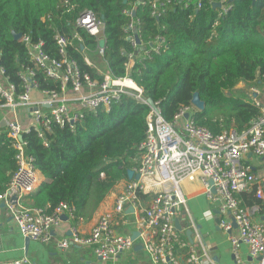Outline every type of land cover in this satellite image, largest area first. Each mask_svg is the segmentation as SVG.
<instances>
[{"label": "built area", "instance_id": "2783aa9c", "mask_svg": "<svg viewBox=\"0 0 264 264\" xmlns=\"http://www.w3.org/2000/svg\"><path fill=\"white\" fill-rule=\"evenodd\" d=\"M208 1L219 10V15L230 9L229 0ZM217 3L220 7H215ZM147 5L150 6V16L159 19L171 7L178 5L183 8L192 5L199 10L203 0H133L129 8L123 9L121 12L128 16L123 33L130 45V50L121 49L125 56L123 76L115 77L107 68L104 60L105 24L91 9L81 10L74 20L68 22V33L55 30L56 57L43 48L41 40L33 41L29 35L20 36L19 40L32 63V66L21 64L19 67L20 91L9 81L0 65V108L7 112L23 108L29 117L24 123L17 118H2L0 121V134L4 133L10 139L16 163L7 188L0 193V203L5 205L23 237L47 242L61 216L65 214L73 218L75 211L65 202H60L51 212L23 203V197L33 192L44 179L34 166L33 158L26 153L23 135L33 131L46 145L44 132L49 131L52 123L68 125L72 129L85 112H94L99 107L108 110L122 95L148 105L142 87L133 76L141 75L146 62L168 49V44L160 33L147 40L142 37L141 21L135 9ZM64 6L67 11L73 7L68 6L67 1H64ZM80 31L95 37L97 46L94 51L85 45ZM100 39L105 41L103 47L98 45ZM70 48L78 51L85 63L92 67L88 53L96 54L103 63L104 71L98 72L104 79L99 81L82 72L69 54ZM37 69L42 71L44 78L57 83V89L41 88ZM251 94L260 114L242 131L231 128L218 134L195 123L192 105H182L173 122H167L154 103L155 109L149 107L145 138L139 145L142 156L139 165L133 169L139 179L132 178L125 183L115 198L113 208L98 217L89 233L83 235L71 227L69 239L61 240L59 246L67 247L69 243L88 246L97 257L114 259L134 246L131 236L117 234L114 228V224L124 223V215L130 209L138 215L135 231L150 264H215L202 247L201 253H196L175 226L177 213L187 209L181 182L198 179L205 196L211 204H216L218 225L228 234L236 263L247 264L238 256L239 247L244 244L250 256L256 258V264H264V220H257L261 205H247L237 197L254 189L255 197L264 201V162L258 167L251 163L253 157L258 160L264 158V105L256 97L258 92ZM19 136L23 139L20 140ZM211 188H214V193ZM142 195H148L145 204ZM189 227L195 231V240L199 241L193 221ZM233 227L238 231L237 236L230 234ZM4 264L37 263L21 256Z\"/></svg>", "mask_w": 264, "mask_h": 264}, {"label": "trees", "instance_id": "16d2710c", "mask_svg": "<svg viewBox=\"0 0 264 264\" xmlns=\"http://www.w3.org/2000/svg\"><path fill=\"white\" fill-rule=\"evenodd\" d=\"M73 6L70 11L64 6ZM230 1V0H229ZM133 0H0V65L9 81L20 91L18 70L32 66L26 48L12 32L41 40L53 57L57 48L55 30L68 33V22L84 9L93 10L104 21L107 68L115 77L123 76L125 56L130 50L123 27L128 16L122 13ZM230 9L219 15L208 0L196 10L192 5L171 7L159 19L150 16V6H138L142 37L165 36L168 49L146 62L141 75L134 74L143 95L156 103L167 122L182 105H191L197 92L204 103L193 107L196 124L218 134L223 130L242 131L259 114L253 94H241L235 86L262 85L264 82V0H232ZM85 45L94 51L95 37L80 31ZM82 72L99 81L97 69L88 66L82 55L70 48ZM41 88L57 89L58 84L44 78L37 69ZM149 106L122 95L108 110L99 107L85 112L73 128L52 123L43 139L30 131L24 134L25 150L44 181L29 195L30 205L51 212L60 202L74 208V216L91 215L127 171L139 165L145 138ZM14 149L9 138L0 134V193L8 186L16 169ZM244 204L259 203L254 189L239 194ZM146 198V195H142Z\"/></svg>", "mask_w": 264, "mask_h": 264}, {"label": "crops", "instance_id": "0c3cea01", "mask_svg": "<svg viewBox=\"0 0 264 264\" xmlns=\"http://www.w3.org/2000/svg\"><path fill=\"white\" fill-rule=\"evenodd\" d=\"M36 96L34 95V97ZM256 97L258 99V95ZM2 118L6 120L17 118L23 123L29 119L28 113L23 108H18V110L12 112H7L4 108H0V121ZM251 163L254 167H258L261 165V160L255 159ZM128 180H122L117 183L91 215L74 216L73 218L65 214L62 215L60 222L53 227L50 239L47 242L23 237L19 233L5 205L1 202L0 264L21 256H27L37 264H150L146 253L141 248L138 236L134 239L132 249L121 252L114 259L109 260L97 257L88 246H76L71 243L67 247L59 246L61 240L64 238L69 239L71 227L76 228L83 235L89 233L98 217L103 212L113 208L116 196L123 190ZM146 184H149V182L146 181ZM181 187L187 202V209L180 211L176 215V220L179 221L181 227V237L185 238L198 254L201 253L202 247L215 264H237L231 252L228 234L218 225L219 215L216 204H211L205 196L201 182L198 179L192 181L185 179L181 182ZM30 194L31 192L23 197L25 205H30L28 198ZM237 197L241 199L240 195H237ZM142 200L145 204L148 200V195H146V198H142ZM259 203L261 211L257 215V220H264V201H259ZM137 216L132 210H129L127 215H124L123 224H114L115 232L132 237L136 233L135 220ZM190 221L194 222L195 229L200 236L199 241L195 240V231L189 227ZM186 230H191V242L187 238ZM230 234L234 236L238 235L236 227L232 228ZM238 256L247 264H256V258L250 256L247 246L244 244L240 245Z\"/></svg>", "mask_w": 264, "mask_h": 264}, {"label": "water", "instance_id": "95a60500", "mask_svg": "<svg viewBox=\"0 0 264 264\" xmlns=\"http://www.w3.org/2000/svg\"><path fill=\"white\" fill-rule=\"evenodd\" d=\"M232 1V0H230ZM215 7H220L219 3L215 4ZM135 12H133V15H134ZM13 34V37L14 39H19L21 34L20 33H15V32H12ZM98 45L99 47H103L105 45V41L103 39H100L98 41ZM191 105L196 108L197 110H202L204 108V103L203 101H201V99L199 98V95L197 92L193 93L192 97H191ZM147 103H148V106L151 108V109H155V105L154 103L148 99L147 100ZM187 116V114H185V117ZM19 139L22 140L23 137L22 136H19ZM261 161H264V158H261L260 159ZM127 176H128V179H135V180H138L139 179V175L138 174H134L133 170H128L127 171ZM209 184H212V181H209ZM211 191L212 193L215 192L214 188H211ZM130 210V209H129ZM62 218V217H61ZM175 226L178 230L181 229L180 225H179V221L178 220H175ZM186 235H187V238L188 240L191 242V230H186L185 231ZM138 236V233H134L131 237L132 240H134L136 237Z\"/></svg>", "mask_w": 264, "mask_h": 264}, {"label": "rangeland", "instance_id": "374dc122", "mask_svg": "<svg viewBox=\"0 0 264 264\" xmlns=\"http://www.w3.org/2000/svg\"><path fill=\"white\" fill-rule=\"evenodd\" d=\"M91 63L94 65V67L97 69V71H104L103 63L102 61L96 56L94 53H88L87 57ZM235 90L238 93L249 95L254 92H258V100L262 105H264V86H256V85H246L243 82L238 83L235 86ZM255 160L253 157L251 161ZM264 161H261V164H263ZM178 214V213H177Z\"/></svg>", "mask_w": 264, "mask_h": 264}, {"label": "bare ground", "instance_id": "6f19581e", "mask_svg": "<svg viewBox=\"0 0 264 264\" xmlns=\"http://www.w3.org/2000/svg\"><path fill=\"white\" fill-rule=\"evenodd\" d=\"M217 209V208H216Z\"/></svg>", "mask_w": 264, "mask_h": 264}]
</instances>
